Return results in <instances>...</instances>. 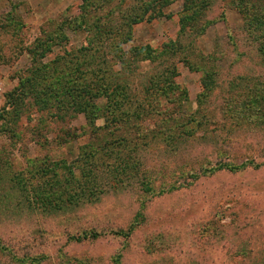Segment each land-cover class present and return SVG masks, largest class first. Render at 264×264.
<instances>
[{
	"label": "rangeland",
	"instance_id": "obj_1",
	"mask_svg": "<svg viewBox=\"0 0 264 264\" xmlns=\"http://www.w3.org/2000/svg\"><path fill=\"white\" fill-rule=\"evenodd\" d=\"M231 1L214 0L205 17L214 23L196 40L181 31L180 19L186 14L183 0L163 7L162 16L160 4L153 5L144 20L132 25L131 40L126 43L121 30L117 43L125 51L146 46L162 51L169 43L181 44L182 50L153 64L144 63L147 76L153 73L154 85L147 93V103L155 108L151 114L139 126L132 121L113 122L106 129L103 117L89 122L84 114L63 111L55 103L40 110L29 97L17 111L19 120L15 118L10 95L19 85V74L33 66L27 53L18 58L16 53L28 48L42 28L50 34L58 25L74 21L81 14L82 1L0 0V17L25 24L21 36L14 37L12 27L0 29L4 56L0 59V246L6 248L0 247V264H19V258L6 256L9 250L21 258H35L37 264H116L118 259L120 264H264V50L258 52L257 44L240 34L243 21ZM137 2L124 4L126 18ZM140 13L138 9L135 14ZM119 17L122 20L116 13L109 27L115 28ZM89 29L66 27L67 42L54 46L42 62L88 46ZM184 55L187 63L179 61ZM121 78L122 84L131 86L123 82L125 76ZM130 104L131 109L136 106L134 101ZM174 119L185 124L186 134L180 124L176 128L171 123ZM167 121L165 134L152 133L154 124ZM92 127L100 130L92 133ZM166 135L173 139L161 145ZM152 136H156L153 143ZM105 139L111 156L103 158ZM119 139L128 145L119 146ZM136 146L142 147L145 161L139 174L122 179L126 173L117 169H124L123 161L113 154L135 156L131 150ZM83 156H92V161L85 165L79 161ZM45 157L64 186L71 166L77 192L84 184L87 193L90 187L99 189L100 197L93 196L64 213L44 216L50 214L37 209L29 214L27 195L11 185L16 176L25 178L32 189L29 196H34L38 183L54 174L42 176L41 166L29 168V160ZM80 163L83 167H77ZM224 164L248 167L212 174L213 168ZM89 170L90 175L84 176ZM17 202H21L18 208ZM17 209L19 223L11 219ZM67 218H73L72 228L62 223ZM132 225L136 229L128 238L112 234ZM85 229L103 234L98 240L73 239L82 238ZM220 230L229 233L221 243Z\"/></svg>",
	"mask_w": 264,
	"mask_h": 264
},
{
	"label": "trees",
	"instance_id": "obj_2",
	"mask_svg": "<svg viewBox=\"0 0 264 264\" xmlns=\"http://www.w3.org/2000/svg\"><path fill=\"white\" fill-rule=\"evenodd\" d=\"M81 1V14L75 18L74 21L67 24V26L63 23L58 25L56 32L50 34L42 28L41 35L37 37L28 48L27 46L26 48H21L16 53V58L27 53L32 60L33 66L26 72L19 74V85L10 95V105L14 107L13 109L17 113L15 118L19 120L18 113L24 105V101L33 98L40 110L49 109L51 105L55 103L63 111L66 109L67 112L72 111L73 113L84 114L89 122L93 121V119L103 117L104 121H106V129L110 128L113 122L114 124H120L132 121V123H137V126H139L140 124L138 123L140 120L144 116L148 117L151 111L155 109L152 108V103H147V100H149V98L147 99V93L149 88L154 85L151 78L153 73L151 72V74L147 76L148 73L142 70L144 63L149 62L153 64L159 57L168 56L169 54L172 56L181 54V44H165L164 50L162 51H154L148 46L125 51L120 45L121 42L119 44L117 43V39L120 32L124 30L123 34L127 37L123 42L126 43L131 40L129 32L132 25L144 20L153 5L160 4L161 9H159V15L162 16L164 15V10L162 8L178 0H139V3H136L138 7H136V4L135 6H129L130 8L128 7L131 11L128 18L124 15L125 10H122L123 6H125L124 4L128 3V0ZM183 1L186 14L180 19L182 34L194 35L195 40L199 39L203 30H205L209 24L214 23V21L209 18H207V20L205 19L207 12L215 6L213 3L214 0ZM230 5L243 21L240 34H247V38L250 42L253 44L255 42L257 44L256 50L258 52L264 50V0H232ZM138 9L141 10V13L136 16L135 13ZM116 13L121 15L122 20L119 17L121 21L116 24L115 28H111L108 23L113 21V16ZM222 18H225L224 15H222ZM202 20L204 21L203 26L196 25ZM71 25L75 28L77 27V29L85 26L88 28L90 27L88 33L92 35L88 40V46L80 48L76 54L66 53L52 62L43 63V59L52 52L54 46L67 42L64 30ZM6 27L15 29L14 33H12L15 37V35H22L25 24L20 19H11L9 16L0 17V29L5 30ZM8 32H10V30H8ZM259 32H261V34H258ZM2 57L4 56L0 50V59ZM179 61L187 63L186 56H182ZM163 63L164 62H161L160 64ZM121 75L125 76L124 79H126L123 80V82L127 83L128 81L131 83V86L129 84H122V82L119 81V79H122ZM145 77H148L146 78L147 82L142 85L141 81ZM149 94L152 96L151 93ZM100 100L108 102V104H99L98 101ZM130 101L136 102V106L133 109H131L132 104H130ZM248 109L251 108L248 107ZM171 123L175 124L176 128H179L180 124L182 133L186 134L185 129L187 128L180 120L174 119ZM168 124L169 121H167L166 124L161 123L160 125H158L157 122L154 124L155 128L152 129V133H158L160 135L162 132L165 134ZM99 130L100 128L98 127H92L91 132L96 133ZM168 131H170V129ZM187 137L189 138V136ZM187 137L185 139H187ZM151 139L153 143L156 136H152ZM172 139L173 138L166 135L162 141L160 140V144L163 145V143H165L167 145ZM62 141L66 143L65 140ZM118 142L121 147L128 145L125 139H119ZM44 144L47 145V143ZM108 144L109 142L107 139L102 143L105 155L102 156L103 158L111 156ZM148 145L149 144H143V147L147 148ZM141 148L136 146L131 150L135 156L129 154V152L128 154H123L118 151L114 152L113 155H117L116 159L123 161L120 166H123L124 169H117L118 173L121 171H123L122 173H126L122 179L139 174L140 166L145 161L141 159ZM127 155L128 158H125ZM91 159L92 156H83L79 161L84 160V164L88 165L92 161ZM47 161L48 157L29 160V168L41 166L40 170L44 172L42 176L46 177L50 173L54 174V178L44 180L42 184L41 182L38 183L39 185L37 189H35L37 193L34 194V196H29V192L32 189L27 185V180L25 178H17L16 176V183L11 185V189H19L24 193V196L27 195L24 202L27 203L29 214H35L37 209H42V214H44V212L50 214H44V216L64 213L72 210L73 207L78 206L79 203L83 201H91V197L93 196L97 199L100 197L98 196L99 189L95 188V190H93L90 187L87 193L84 189V184L79 185L81 190L77 192V186L74 185V180L71 178V166H68L70 176H66V182H68L64 186L59 175L55 174V169L48 168ZM231 165L232 164H224L219 168L217 166L212 169V174L219 171L235 173L245 170L248 167V164L238 167H233ZM77 167H83V164L80 163ZM129 168H131L130 172H128ZM90 173V170L84 172V176L90 175ZM75 182L77 184L81 183L80 180H75ZM19 203L21 202L16 203V208L19 207ZM18 210L20 209L13 211L15 215H12L11 219L19 223L21 217L19 216L20 211ZM76 219L77 218L74 220ZM142 219H144V216ZM72 220L73 218L63 219L62 223L66 224V227L72 228ZM135 225L129 226L124 230L113 231L112 234H120L128 238L134 233L136 229ZM102 234L103 232L85 229L82 238L73 239L77 241L88 238L98 240ZM218 234H223V237L218 239V241H220L219 243L229 238V233L224 235V232L221 231L218 232ZM207 238H210V236ZM0 247L1 249H6L2 246ZM7 249L9 250V248ZM6 256L10 259L14 257L19 258V264H37L35 258H21L14 255L11 250L8 251ZM118 256L122 257L121 254H118ZM116 264H120V259L116 260Z\"/></svg>",
	"mask_w": 264,
	"mask_h": 264
}]
</instances>
